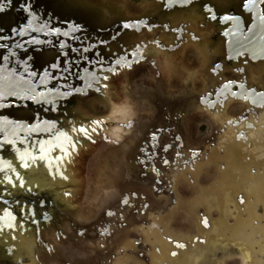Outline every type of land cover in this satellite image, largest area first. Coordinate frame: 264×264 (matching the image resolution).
<instances>
[{"label": "flooded vegetation", "instance_id": "af4514ba", "mask_svg": "<svg viewBox=\"0 0 264 264\" xmlns=\"http://www.w3.org/2000/svg\"><path fill=\"white\" fill-rule=\"evenodd\" d=\"M0 72L19 78L48 99L39 106L30 100L0 102V141L20 131L30 137L32 133L49 136L69 125L68 119L80 121L81 126L94 124L77 113L78 104L100 99L105 88L112 92L107 100L114 102L113 91H122L121 103H112L105 123L113 128L107 130L110 138L104 141L119 155L114 159L120 170L114 189L118 193L123 185H146L150 174L155 177L154 198L160 194L167 198L165 205L154 200L155 218H150L145 231L140 229L144 242L158 254L149 255L151 264H163L166 259L169 246L164 238L176 250L186 249L184 242L163 234L166 227L160 224L168 216L161 220L159 216L169 207L175 208L173 213L186 209L190 216L198 207H214L219 215L225 211L229 197L224 195L221 201L223 191L210 198L207 190L206 200L200 201L204 196L200 190V197L184 204L175 203L170 191L176 171L184 164L192 168V161L203 152L206 155L220 134L213 158L220 168L226 164V172L225 180L215 186L222 183L242 190L249 203L246 210L258 209L253 187L264 179V171L253 178L250 168L264 163V126L254 123L264 114V0H0ZM227 106L240 107L242 112L224 119ZM189 118L216 125V137L205 150L187 143L184 125ZM249 154L251 159H244L249 164L233 166V155L242 160ZM4 165L0 146V170ZM235 174L238 181L233 184ZM184 176L193 182L188 174ZM20 198L37 208L44 205L39 199ZM136 198L133 193L114 197L101 219L91 228L77 227L76 235L86 237L90 231L98 240L110 235L116 226L112 221L122 220ZM252 219L258 224L259 217L249 215L244 224L237 222L235 231L252 230L258 241V227L251 226ZM202 224L208 227V219L203 218ZM123 247L118 252L126 254L131 243ZM176 250L169 256H177ZM62 264L90 263L81 258Z\"/></svg>", "mask_w": 264, "mask_h": 264}, {"label": "rangeland", "instance_id": "374dc122", "mask_svg": "<svg viewBox=\"0 0 264 264\" xmlns=\"http://www.w3.org/2000/svg\"><path fill=\"white\" fill-rule=\"evenodd\" d=\"M109 92L112 94L110 89L105 88L102 93L103 97L100 99L85 101L87 113H102L100 121L104 123H108L105 119L109 118L113 108L112 103L114 106H119V103H121L120 99H122V91L114 90L113 94L116 100L110 102L107 100ZM82 111L83 109H79L77 113L81 115ZM241 112L242 108L240 107L227 106L223 112L224 119L234 118ZM88 119L94 120V118ZM248 120L251 121L253 118ZM113 122H119V120H114ZM254 123L255 125L264 126V114L262 113L258 121ZM184 127L187 143L201 150H205L212 143V139L216 137L214 131L217 130V127L211 121L189 118ZM103 128L104 130H110L113 127L103 126ZM94 130L98 143L88 158L81 190L75 203L64 207L59 205L51 196L45 194L26 195L33 202L39 199L44 203L43 207L37 208L32 203L24 200L27 212L38 220V232L36 233L38 242L46 243L49 249L46 250L41 246L42 252L37 250V263L58 264L56 263L57 259L65 263H76L82 258L83 261L85 260V262L90 264H107L108 260H111L110 264H151L149 255L152 253L157 256L158 254L156 250L153 251L149 244L144 242L140 229L145 231L144 229H147L150 223V218H155L152 213L158 207L154 200L157 198L160 200L161 205H165L167 198L163 194L154 198L151 184L154 183L155 177L150 174L147 176L148 183L146 185L130 183L126 186H121L118 193H112L120 172L114 159L117 160L119 155L109 149L111 145L108 141L102 139V136L106 139L110 138L109 133L105 131L106 134H103L101 129L98 131L95 127ZM261 130L264 131V128ZM226 132L228 130L223 134ZM100 135L102 136L100 137ZM221 136L222 134L217 137L213 150L210 149L206 155L203 152L197 159L192 161L193 169L188 164H184L179 171H176L175 180L171 184L170 191L174 195L175 203L177 201L182 204L190 203L200 197L197 194L200 190L202 195L209 190L210 194L208 196L210 198L218 197L217 192L223 191V193H220L221 201L226 195L229 197V203L227 205L224 204L225 211L220 215L214 207L207 210L198 207L192 216L188 214L189 212L186 209L173 213L172 210L175 208L169 207L163 215L159 216L160 220L168 216L160 224L166 227L163 234L174 242L180 241L186 245V249L180 251L176 250L173 244L165 238L162 239L169 246L163 264H264V179L258 180L253 187L254 194L258 196V207H256L258 209L248 208V211L246 210V206L249 204L248 199L242 190L235 191L230 186L226 185L224 187L225 185L222 183L221 187L215 186L216 183L220 185L218 183L221 182L220 179L225 180L223 177L226 172V167H224L226 164L223 163L222 168H220L213 158V156H216L213 152H217L216 150L214 151V148L219 146L220 142H218V139ZM125 142L129 141L126 140ZM246 143H241L240 145L245 146ZM251 150L252 145L248 151ZM245 158L251 159L250 154L242 160L233 155V166L239 168L240 165L249 164V161L244 160ZM179 168L180 165L178 166ZM250 170L251 177L261 176L264 171V163L258 167H251ZM168 172L164 170L165 176H168ZM194 172H197L195 180L192 177ZM184 173L190 176L192 183L188 182ZM230 174L231 171L228 172V175ZM234 177L236 180H233V184L238 181V175L235 174ZM110 179L112 180L110 181ZM229 179L227 177V181ZM161 182L164 181L161 180ZM216 188L217 190H215ZM165 190L168 191L169 189ZM106 192H110L111 195ZM126 193L136 194L137 198L132 201L133 206L123 212L122 220L115 218L112 221L116 226L112 227L110 235L98 240L93 232L87 231L85 232L87 240L78 239L72 229L74 226L78 228L88 226L91 228L101 219L104 211L111 208V200H114V197L121 198ZM206 198L204 195L200 198V201L206 200ZM145 204H147L146 207ZM245 210L247 211L246 214ZM170 213L173 214L169 216ZM46 214H50L52 220L51 222L43 223L40 221V216ZM253 214L259 217L258 224L255 219L251 221L252 227H258V241L254 239L255 233L252 230L235 231V226H237L239 220V224L242 225L246 222L247 217L249 215L253 216ZM203 218L208 219V227L203 226ZM188 219H191L190 222H187ZM152 222L156 221L151 220ZM189 223H191L190 226ZM220 226H222V230H220ZM214 230L216 233L213 232ZM187 234L189 235L186 236ZM180 235H185L187 238L182 239ZM91 239L95 242L94 245L91 244ZM127 241L131 243V247L125 249L128 253H119V249L123 251L124 243ZM203 241L205 244H203ZM99 244H102L103 247L98 246ZM175 250L178 251L177 256L170 257L169 252ZM164 251H166V248H163ZM122 258H125L126 262L129 259V262L126 263Z\"/></svg>", "mask_w": 264, "mask_h": 264}, {"label": "water", "instance_id": "95a60500", "mask_svg": "<svg viewBox=\"0 0 264 264\" xmlns=\"http://www.w3.org/2000/svg\"><path fill=\"white\" fill-rule=\"evenodd\" d=\"M10 100L23 103L30 100L36 106L48 101L36 88L0 72V102ZM79 109H83V118H94L95 126L106 134L102 126L106 122L100 121L102 113H87L85 102L78 104L77 112ZM75 121L68 119L69 125L59 127L49 136L32 133L34 136L30 137L29 133L20 131L19 135L0 141L5 163L0 170V264H38L37 250L48 249L46 243L38 242V220L27 212L24 199L20 197L41 193L64 207L77 201L88 158L98 142L93 124L85 126V122L81 126L80 121ZM20 134L26 136L20 138ZM114 188L112 193H117ZM51 220L50 214L40 216L43 223ZM72 229L76 235L77 227ZM76 236L80 240L88 239ZM90 242L95 243L93 239ZM56 263L62 264V260L57 259Z\"/></svg>", "mask_w": 264, "mask_h": 264}, {"label": "bare ground", "instance_id": "6f19581e", "mask_svg": "<svg viewBox=\"0 0 264 264\" xmlns=\"http://www.w3.org/2000/svg\"><path fill=\"white\" fill-rule=\"evenodd\" d=\"M105 120L107 121V120H109V118H107V119H105ZM93 125H94L95 129H100L99 126H98V128H97V126H95V124H93ZM102 126H104V125H102ZM105 131H107V130H105ZM107 132H108V131H107ZM179 249H180V250H184L183 247H180Z\"/></svg>", "mask_w": 264, "mask_h": 264}]
</instances>
